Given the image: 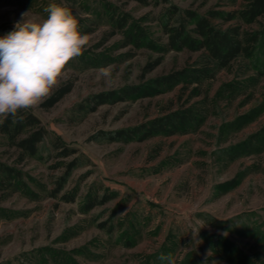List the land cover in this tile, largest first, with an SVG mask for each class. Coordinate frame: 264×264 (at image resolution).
<instances>
[{"label":"rangeland","instance_id":"374dc122","mask_svg":"<svg viewBox=\"0 0 264 264\" xmlns=\"http://www.w3.org/2000/svg\"><path fill=\"white\" fill-rule=\"evenodd\" d=\"M246 2L0 0V36L23 13L41 21L59 3L91 37L58 84L71 90L43 106L57 86L25 111L47 130L36 154L15 143L29 128L12 138L0 123V166L19 172L0 170V264H161V253L175 264H264V17L225 19ZM185 10L238 27L248 53L220 68L205 49H171L166 26ZM108 65L111 78L98 79ZM181 70L156 94L122 91ZM108 91L115 96L92 111V97ZM182 110L190 119L173 133L133 131ZM63 146L74 153L60 155Z\"/></svg>","mask_w":264,"mask_h":264},{"label":"clouds","instance_id":"9594fccd","mask_svg":"<svg viewBox=\"0 0 264 264\" xmlns=\"http://www.w3.org/2000/svg\"><path fill=\"white\" fill-rule=\"evenodd\" d=\"M41 21L22 19L14 30L0 36V123L9 116L34 108L52 93L70 62L87 50L91 37L80 31L71 9L51 3ZM111 65L100 67L97 78L109 79ZM161 264H175L172 253H161Z\"/></svg>","mask_w":264,"mask_h":264},{"label":"trees","instance_id":"16d2710c","mask_svg":"<svg viewBox=\"0 0 264 264\" xmlns=\"http://www.w3.org/2000/svg\"><path fill=\"white\" fill-rule=\"evenodd\" d=\"M176 8H170L168 11L171 15L178 13ZM184 16H177L176 25L172 27L166 26V32L168 34V46L171 49H180L182 47H187L193 50L205 49L211 62L217 67H224L229 64L231 60L240 54H247L249 46L245 45L243 39H241L240 30L236 26H229L224 29L215 28L211 25L209 18L196 14L195 12L185 10ZM235 16L243 19L246 22H254L258 17H264V0H247L246 4L242 9L238 11H230L225 15L226 20H231ZM192 21L194 23L193 28L187 29V22ZM196 36L193 37L192 34ZM132 36V35H131ZM138 32L136 37L138 39ZM135 37V36H132ZM131 38V37H130ZM129 38V39H130ZM135 39V38H134ZM159 63V60L155 61L153 64L149 65L153 68ZM208 68H203L201 70H191L193 77L202 75L201 73L206 72ZM186 74L185 70L175 71L170 74L161 76L154 81V85L147 86H131L123 89L126 94H138L142 93L145 95H153L158 92L157 86H173L176 82ZM71 90L70 83H63L59 85L53 93L45 100L43 106L50 107L54 105L59 99H61L66 93ZM116 92H100L92 97V102H94L91 110H95L99 105L105 103L114 97ZM18 116H23V119L12 118L9 116L7 119H3L1 125V132L7 134L8 136L15 138L18 134L22 132L24 128H29L27 133L17 140L16 145L22 152H27L29 154H36L38 150V145L47 136V130L40 123V120L33 115L22 111ZM190 119V113L188 110H182L181 112H171L164 116H160L148 121L140 127L135 128L134 132L142 133V139L157 133H173L178 126L184 124L186 120ZM138 130V131H137ZM122 131V130H121ZM119 131L117 134L121 135L126 131ZM56 147H60L59 143H55ZM62 156H68L74 153L71 148L63 146ZM75 161H71L67 164V171L65 172V177L68 175L69 171L74 167ZM5 169V173L8 175L18 174L19 172L15 168H9L0 166V170ZM7 177V176H6ZM9 177V176H8ZM7 177V178H8ZM11 177V176H10ZM63 177V180L64 178ZM63 182V181H62ZM60 188V187H59ZM59 188H56L58 191ZM106 199V198H105ZM96 203H103L101 200L99 202L90 201L86 205V209H90Z\"/></svg>","mask_w":264,"mask_h":264}]
</instances>
